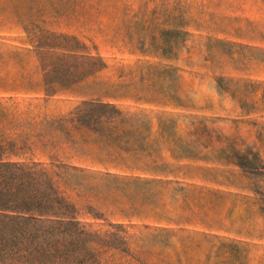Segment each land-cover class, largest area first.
Returning a JSON list of instances; mask_svg holds the SVG:
<instances>
[{"label": "rangeland", "instance_id": "obj_1", "mask_svg": "<svg viewBox=\"0 0 264 264\" xmlns=\"http://www.w3.org/2000/svg\"><path fill=\"white\" fill-rule=\"evenodd\" d=\"M36 29L104 68L44 96ZM0 98L34 123L90 101L127 114L108 141L6 127L3 158L80 172L61 186L77 221L126 243L103 264H264V0H0Z\"/></svg>", "mask_w": 264, "mask_h": 264}, {"label": "trees", "instance_id": "obj_2", "mask_svg": "<svg viewBox=\"0 0 264 264\" xmlns=\"http://www.w3.org/2000/svg\"><path fill=\"white\" fill-rule=\"evenodd\" d=\"M25 34L37 56L46 97L104 68L101 59L90 56L75 36L39 29L25 30ZM127 120V114L115 107L90 101L64 117L34 123L9 99L0 98V264H103L100 256L110 250L123 252L126 245L123 236L91 230L77 221L75 204L61 189L76 185L80 172L75 168L56 160L45 166L3 158L18 136L6 132V127H52L50 134L40 130L35 135L58 140L71 139L70 128L108 141Z\"/></svg>", "mask_w": 264, "mask_h": 264}]
</instances>
